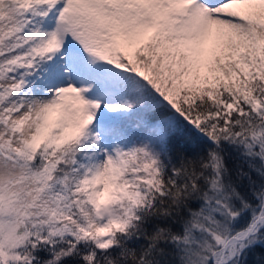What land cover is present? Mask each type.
Here are the masks:
<instances>
[{
	"label": "snow or ice",
	"instance_id": "1",
	"mask_svg": "<svg viewBox=\"0 0 264 264\" xmlns=\"http://www.w3.org/2000/svg\"><path fill=\"white\" fill-rule=\"evenodd\" d=\"M0 264H264V0H0Z\"/></svg>",
	"mask_w": 264,
	"mask_h": 264
}]
</instances>
